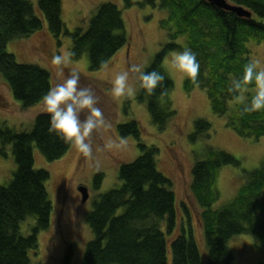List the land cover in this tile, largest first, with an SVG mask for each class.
<instances>
[{"label": "trees", "instance_id": "obj_1", "mask_svg": "<svg viewBox=\"0 0 264 264\" xmlns=\"http://www.w3.org/2000/svg\"><path fill=\"white\" fill-rule=\"evenodd\" d=\"M253 14L240 16L218 8L207 0H123L125 7L154 6L167 10L160 21L169 42L155 55L144 71L158 70L165 77L162 88L148 95L139 87L138 98L146 102L152 121L165 129L176 116L168 95L174 81L163 67L169 52L191 48L200 63L199 87L205 89L212 109L227 116V124L238 134L260 138L264 135V110L243 113L248 93L242 102L232 106L233 94L227 92L230 77L242 78L244 65L252 59L251 41L264 43V0H228ZM0 0V74L13 96L23 108L40 103L52 86L50 72L37 64L18 62L7 51L10 40L41 30L46 22L57 38L70 35L71 55L79 59L89 56L90 69L103 68L128 43L123 10L114 2H103L86 29L69 31L63 21V0ZM179 43L178 39L184 38ZM101 61L104 63L101 64ZM185 89L195 86L186 77ZM255 86L253 81L245 88ZM47 113L36 116L31 130L17 131L0 121V156L7 155V146L17 164L13 178L0 185V264H31V251L39 249V233L50 227L53 201L47 188L51 174L35 168L34 148L50 161L63 157L71 149L48 132ZM212 125L199 118L193 139L210 136ZM122 137L133 134L139 141L140 155L123 163L119 170L121 185L100 195L88 216L93 232L86 246L82 264H202V254L189 224L178 221V203L173 181L159 171L160 149L142 140V129L136 120L119 125ZM232 153L209 146L202 160L193 168L191 191L203 207L201 222L208 249L206 264H232L231 239L239 234L255 236L256 248L264 249V161L251 171L243 169L244 182L238 193L222 208L213 205L220 199L218 174L225 165L241 166ZM103 172L95 176L99 188ZM183 210L188 212L184 205ZM189 213V212H188ZM29 217L35 224L28 235L21 232V223ZM72 247V246H71ZM71 247L63 264H70ZM259 264H264L261 262Z\"/></svg>", "mask_w": 264, "mask_h": 264}, {"label": "rangeland", "instance_id": "obj_2", "mask_svg": "<svg viewBox=\"0 0 264 264\" xmlns=\"http://www.w3.org/2000/svg\"><path fill=\"white\" fill-rule=\"evenodd\" d=\"M37 14V0H33ZM114 2L123 10L128 43L123 46L103 68L90 69L89 56L84 54L73 59L67 66H53V55L70 53L72 38L70 35L54 36L47 23L44 27L28 36L12 39L7 44V51L15 55L18 62L32 63L47 69L51 74L52 86L57 83V74L67 75L69 68L76 67L82 73L81 84L91 83L101 97L98 105L105 117L111 121L112 128L98 130L93 136L94 148L103 145L107 136L122 137L119 125L136 120L142 129V140L148 145L160 149L157 166L160 172L173 181V190L178 203V221L187 229L190 227L202 254V264L208 259V249L201 222L203 207L195 200L191 183L193 168L202 160L209 146L226 150L242 162L241 166L225 165L218 174L217 187L220 199L213 205L222 208L238 193L244 182L243 169L248 171L258 168L264 161V135L258 139L238 134L227 124V116L215 113L208 93L201 87L187 91L184 86L186 75L179 72L171 63V51L163 62V67L174 81V87L168 97L177 110L176 116L165 129L152 121L146 102L139 100L138 74H130L129 85L134 88L131 96L112 98L110 89L117 72L126 70L131 64H139L143 70L152 62L155 55L169 42L160 21L167 15V10L154 6L135 5L127 8L123 0H63V21L66 28L73 32L76 28L86 29L92 16L103 2ZM185 42V37L178 39ZM252 59H258L264 67V43L251 41ZM0 74V121L17 131L31 130L36 116L43 113L41 103L23 108L15 99L10 88ZM248 93L255 94V86L246 88L242 93V102ZM237 101L230 102L231 110ZM45 113V112H44ZM83 118V117H82ZM199 118L208 120L211 125L210 136L193 139L195 122ZM127 146L121 150L94 152L93 158H86L75 147L60 159L50 161L34 148L35 168H44L51 174L47 181L53 212L50 227L39 233V249L31 251V264H63L65 255L71 247L70 264H82L87 243L94 235L88 223V216L100 195L121 185L119 170L123 163L135 160L141 153L138 139L133 135L123 137ZM17 164L12 146H7V155L0 156V185H7L13 178ZM104 173L99 188L95 187V176ZM79 185L88 188L89 197L83 202ZM188 212L183 210V206ZM35 224V218L29 217L21 223V232L28 235ZM255 236L239 234L229 243L234 254L232 264H259L264 262V249L256 248Z\"/></svg>", "mask_w": 264, "mask_h": 264}, {"label": "clouds", "instance_id": "obj_3", "mask_svg": "<svg viewBox=\"0 0 264 264\" xmlns=\"http://www.w3.org/2000/svg\"><path fill=\"white\" fill-rule=\"evenodd\" d=\"M70 53L53 55V66H67L71 60ZM104 62L101 61V64ZM172 65L185 74L193 85L199 86L198 75L200 63L197 54L191 48H185L180 52L172 53ZM258 59H249L244 65L242 78L230 77L231 83L227 88L229 94H233L232 100L240 102L245 86L255 82V94L250 101L244 104L243 113H254L264 110V67H260ZM138 74L139 87L146 94L152 95L158 87L162 88L161 96L167 94L163 88L166 77L158 70L144 71L139 64H131L126 70L117 72L112 81L110 94L112 98L131 96L134 88L129 85L130 74ZM82 73L76 67L69 68L67 75L57 74V83L49 88V91L41 97L40 103L43 110L50 117L48 132L54 135L66 145H71L86 158H93L94 152L121 150L127 146V140L123 137L113 138L107 136L103 139V145L94 148L93 136L98 130L107 131L112 128L102 109L98 106L101 97L94 86L89 83L81 84ZM83 117V118H82Z\"/></svg>", "mask_w": 264, "mask_h": 264}, {"label": "water", "instance_id": "obj_4", "mask_svg": "<svg viewBox=\"0 0 264 264\" xmlns=\"http://www.w3.org/2000/svg\"><path fill=\"white\" fill-rule=\"evenodd\" d=\"M207 1L218 8L234 11L240 16L251 17L253 14L250 10L244 8L243 6L232 4L228 0H207ZM79 190L82 193V201L85 202L89 197L88 188L82 185L80 186Z\"/></svg>", "mask_w": 264, "mask_h": 264}, {"label": "flooded vegetation", "instance_id": "obj_5", "mask_svg": "<svg viewBox=\"0 0 264 264\" xmlns=\"http://www.w3.org/2000/svg\"><path fill=\"white\" fill-rule=\"evenodd\" d=\"M80 186H82V185H79V186H78V190H79Z\"/></svg>", "mask_w": 264, "mask_h": 264}]
</instances>
